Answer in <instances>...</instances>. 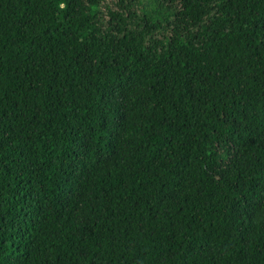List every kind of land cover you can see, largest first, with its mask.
Here are the masks:
<instances>
[{"label":"trees","instance_id":"obj_1","mask_svg":"<svg viewBox=\"0 0 264 264\" xmlns=\"http://www.w3.org/2000/svg\"><path fill=\"white\" fill-rule=\"evenodd\" d=\"M0 264H264V0H0Z\"/></svg>","mask_w":264,"mask_h":264}]
</instances>
